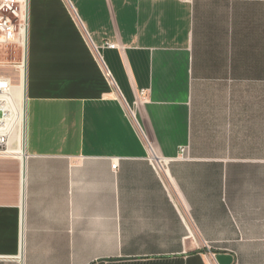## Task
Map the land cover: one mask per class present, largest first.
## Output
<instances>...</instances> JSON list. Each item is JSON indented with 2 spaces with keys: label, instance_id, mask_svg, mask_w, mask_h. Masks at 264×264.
Returning a JSON list of instances; mask_svg holds the SVG:
<instances>
[{
  "label": "crops",
  "instance_id": "obj_1",
  "mask_svg": "<svg viewBox=\"0 0 264 264\" xmlns=\"http://www.w3.org/2000/svg\"><path fill=\"white\" fill-rule=\"evenodd\" d=\"M25 73L0 264H264V0H27Z\"/></svg>",
  "mask_w": 264,
  "mask_h": 264
},
{
  "label": "built area",
  "instance_id": "obj_2",
  "mask_svg": "<svg viewBox=\"0 0 264 264\" xmlns=\"http://www.w3.org/2000/svg\"><path fill=\"white\" fill-rule=\"evenodd\" d=\"M27 37V0H0V49L10 47L18 52V58L6 57L0 60V156L15 153L18 147L11 148L13 132H21L19 99L24 78V61ZM109 49L116 46L106 45ZM18 77V93H14V77ZM144 95V93H143ZM113 169L116 168L114 164Z\"/></svg>",
  "mask_w": 264,
  "mask_h": 264
},
{
  "label": "bare ground",
  "instance_id": "obj_3",
  "mask_svg": "<svg viewBox=\"0 0 264 264\" xmlns=\"http://www.w3.org/2000/svg\"><path fill=\"white\" fill-rule=\"evenodd\" d=\"M21 86V97L19 99V112H20V128H21V133H20V138H19V150L20 152H24V139H23V128L25 124V108H24V86L23 83Z\"/></svg>",
  "mask_w": 264,
  "mask_h": 264
},
{
  "label": "rangeland",
  "instance_id": "obj_4",
  "mask_svg": "<svg viewBox=\"0 0 264 264\" xmlns=\"http://www.w3.org/2000/svg\"><path fill=\"white\" fill-rule=\"evenodd\" d=\"M7 56H10L11 58H18V52L12 47H10V49H8L7 51L0 49V60H5ZM17 91L18 90H14V93L16 94Z\"/></svg>",
  "mask_w": 264,
  "mask_h": 264
},
{
  "label": "water",
  "instance_id": "obj_5",
  "mask_svg": "<svg viewBox=\"0 0 264 264\" xmlns=\"http://www.w3.org/2000/svg\"><path fill=\"white\" fill-rule=\"evenodd\" d=\"M26 66V56H25V61H24V68ZM25 71V70H24ZM25 85H26V73L24 72V78H23V86H24V108L26 106V98H25ZM24 128H25V124H24ZM23 128V139L25 138V129Z\"/></svg>",
  "mask_w": 264,
  "mask_h": 264
}]
</instances>
